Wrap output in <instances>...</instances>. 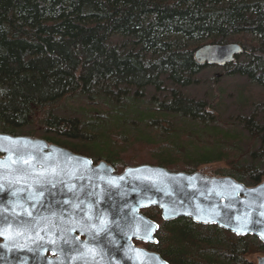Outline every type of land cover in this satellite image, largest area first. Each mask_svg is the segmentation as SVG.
Masks as SVG:
<instances>
[{
    "label": "trees",
    "instance_id": "1",
    "mask_svg": "<svg viewBox=\"0 0 264 264\" xmlns=\"http://www.w3.org/2000/svg\"><path fill=\"white\" fill-rule=\"evenodd\" d=\"M249 37L257 44L243 45V60L225 72L264 85V0H0V133L41 123L58 138L48 142L116 172L150 164L190 173L225 163L226 172L209 175L257 185L264 182V100L242 117L260 142L242 154L238 136L222 129L208 104L181 90L206 67L194 59L198 47ZM148 89L167 96L147 98ZM71 96L84 99L80 116L45 110ZM135 147L143 157L122 163ZM141 212L159 224L158 243H136L168 264H257L264 253L255 236L189 218L163 221L156 207Z\"/></svg>",
    "mask_w": 264,
    "mask_h": 264
},
{
    "label": "water",
    "instance_id": "2",
    "mask_svg": "<svg viewBox=\"0 0 264 264\" xmlns=\"http://www.w3.org/2000/svg\"><path fill=\"white\" fill-rule=\"evenodd\" d=\"M242 52L205 44L194 59L224 67ZM205 171L141 164L117 173L46 139L0 133V264H168L134 244L158 243L159 225L141 213L150 207L163 221L189 218L264 244V182Z\"/></svg>",
    "mask_w": 264,
    "mask_h": 264
},
{
    "label": "rangeland",
    "instance_id": "3",
    "mask_svg": "<svg viewBox=\"0 0 264 264\" xmlns=\"http://www.w3.org/2000/svg\"><path fill=\"white\" fill-rule=\"evenodd\" d=\"M230 42L238 43L242 45V47L243 45L246 46V51H249L250 49L252 50V45L257 44L256 39L250 37L244 38L241 42H237L234 39ZM243 58L244 56L241 54L237 61L241 62ZM226 68L227 66H206L198 74L197 81L193 86L181 88V90L190 98L205 101L206 104H208L207 107L209 109V114H215L222 129L235 133L234 135L238 136V139L235 142L236 147L240 148L241 152H243L242 154H245L246 151H254L255 149H258L260 142L254 140L250 136L247 129L242 126L243 123L241 120L244 116L249 117L252 115V105L254 103L264 100V85L249 82L244 75H228L225 72ZM153 94L160 99L167 96L166 92L156 93L153 89H148L147 98ZM84 106L83 98H80L79 96H71L63 98L55 104H50L45 110L50 111L57 116L75 117L79 115V108H83ZM259 120L260 123L264 124V116L259 117ZM211 125H213V123H211ZM16 133H20V135L35 136L42 139H51L50 137L54 140L58 139L52 134L45 132L41 123H32L24 126L18 129ZM201 137H206L209 141L212 140V138L205 136V134L201 135ZM67 141L68 143L77 142L71 140ZM131 148L126 154H121L120 160L122 163L128 164L132 158L135 159V161H139L143 157V154L141 155V152H139L136 147L134 152H132ZM199 169H206L205 173L211 172L213 174H223L220 170L222 169L223 172H226L224 170L227 169V166L225 163H217L201 166L197 170ZM257 256L259 255H256V259Z\"/></svg>",
    "mask_w": 264,
    "mask_h": 264
},
{
    "label": "flooded vegetation",
    "instance_id": "4",
    "mask_svg": "<svg viewBox=\"0 0 264 264\" xmlns=\"http://www.w3.org/2000/svg\"><path fill=\"white\" fill-rule=\"evenodd\" d=\"M206 174H213V173H211V172H207ZM80 238L83 239V237H80ZM260 255H261L262 257H264V253H262V254H260ZM261 256H257V259L260 258ZM257 259H256V260H257Z\"/></svg>",
    "mask_w": 264,
    "mask_h": 264
}]
</instances>
